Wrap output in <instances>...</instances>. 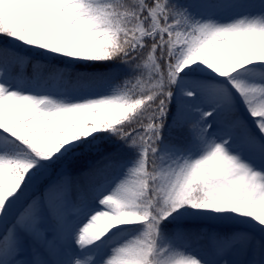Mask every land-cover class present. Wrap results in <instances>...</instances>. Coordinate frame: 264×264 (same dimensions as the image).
Segmentation results:
<instances>
[{"label":"snow or ice","instance_id":"1","mask_svg":"<svg viewBox=\"0 0 264 264\" xmlns=\"http://www.w3.org/2000/svg\"><path fill=\"white\" fill-rule=\"evenodd\" d=\"M0 264H264V0H0Z\"/></svg>","mask_w":264,"mask_h":264},{"label":"trees","instance_id":"2","mask_svg":"<svg viewBox=\"0 0 264 264\" xmlns=\"http://www.w3.org/2000/svg\"><path fill=\"white\" fill-rule=\"evenodd\" d=\"M29 71H31V69H29ZM73 71H85V69H83V68H76V69H73ZM105 87H106V86H105ZM102 88H104V87H102ZM102 88L95 89L94 91L100 90V89H102ZM118 174H119L118 172L113 173V178H114L116 175H118Z\"/></svg>","mask_w":264,"mask_h":264},{"label":"rangeland","instance_id":"3","mask_svg":"<svg viewBox=\"0 0 264 264\" xmlns=\"http://www.w3.org/2000/svg\"><path fill=\"white\" fill-rule=\"evenodd\" d=\"M108 91V87L106 86V87H104V88H102V89H100V90H97V91H94V93L93 94H102V93H105V92H107Z\"/></svg>","mask_w":264,"mask_h":264}]
</instances>
